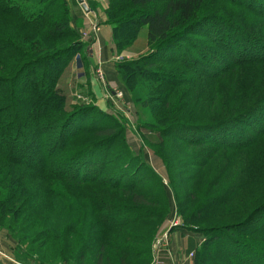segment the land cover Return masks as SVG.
<instances>
[{
  "label": "trees",
  "instance_id": "trees-1",
  "mask_svg": "<svg viewBox=\"0 0 264 264\" xmlns=\"http://www.w3.org/2000/svg\"><path fill=\"white\" fill-rule=\"evenodd\" d=\"M108 1L106 23L113 28L118 52L132 46L144 27L148 29V52L117 61L116 66L126 84L133 78L136 85L148 82L166 89L151 100L165 104L173 89L187 90L217 79L231 83L240 68L264 65V0H229L255 16L258 23L252 25L241 17L200 16L206 0ZM89 5L96 9L94 3ZM69 9L68 0H0V13L25 26L39 27L29 36V43L20 46L0 38V54L11 53L15 60L13 71L6 68L0 74V222L5 221L4 229L18 241V258L24 261L145 264L154 258L149 245L167 212L157 199L163 191L162 180L145 160L143 147L135 151L127 141L120 156L110 158L112 145L127 135L118 117L92 103L68 109L59 82L78 53L88 49L80 31L71 25ZM201 23V30L210 31L205 35L211 37V43L201 44L193 38ZM174 63L192 73L179 74L156 66ZM135 100L142 101V96ZM215 103L212 110L218 113L219 104ZM3 112L8 113L3 117ZM18 117L27 121L15 124ZM158 132L177 145L174 157L182 150L188 152L176 166L186 175L180 184L192 188L177 192L172 186V190L178 212L184 216L183 227L208 236L193 264H264V242L248 235H264V160L254 164L255 176L250 182L238 179L218 189L225 173L220 171L215 178H207L201 188L215 158L225 152L249 150L264 138V92L251 103L240 106L235 101L220 115L172 121ZM87 136L92 139H82ZM142 138L149 147V141ZM158 155L166 158L164 153ZM107 164L115 167L110 173L106 172ZM22 169L32 179L43 175L65 185L48 191L44 198L47 207L35 205L31 183L21 180L27 178ZM170 183L179 184L174 178ZM92 185L117 192L133 205H113L104 195L107 192L95 190L86 209ZM251 185L262 190L252 192ZM231 201L239 203L236 210L240 216L224 222L226 213L233 211H224ZM208 219L218 223L202 222ZM131 226L136 228L127 229Z\"/></svg>",
  "mask_w": 264,
  "mask_h": 264
},
{
  "label": "rangeland",
  "instance_id": "rangeland-1",
  "mask_svg": "<svg viewBox=\"0 0 264 264\" xmlns=\"http://www.w3.org/2000/svg\"><path fill=\"white\" fill-rule=\"evenodd\" d=\"M85 2L88 3V5L90 2L94 3L96 5V9H90L91 11H95L98 13H100V11L105 13V10L109 5L108 0H106V7L101 6L95 0H85ZM69 8L71 25L80 31L82 38L88 45V49L84 53H78L73 61H71L70 65L63 73V76L61 78L62 81L60 80L59 82V86L62 87V89L64 90L63 93L67 96V107L68 109H71V107L74 105H86L88 103L97 105L95 96L91 93L89 87H86V84H88L89 82L87 83L86 80H81V78L79 77V73L81 74L85 72L87 74L91 66V62H89L88 59H84L83 56L88 54V56L91 58L93 56V53L101 51V49H99L98 47L96 48V44L93 42V40H96V42L100 40L101 26L96 21V19L92 20L86 18L82 20L81 18H76V12L73 11V6H71L70 2ZM207 12L211 13L205 14ZM210 14H218L229 17L232 16L236 18L241 17L246 20V22L250 23V25H252L253 23H258V20H256L255 16L252 13L247 12V10H245L244 8L236 6V4H233V2L229 0H206L205 5L199 15L206 16ZM200 25L201 26H197V28L199 29L195 28V34H193V38L201 44L211 43L212 39L210 36H208L210 31L206 29L201 30L204 23H201ZM262 27L264 28L263 24ZM38 30L39 27L36 25L25 26L24 24H22V22L17 21L11 16L0 13V38L10 39L20 46L21 43H29V36L34 34L35 31ZM147 31V27H144L141 31V37L143 38H140L139 34L135 42L137 43V47H139L141 44L149 50L148 38L146 41L144 40L145 35L148 33ZM207 33L208 35L206 36L205 34ZM130 47L123 49L121 52H118L116 46L114 45L113 52H115V55L118 56L115 57L118 58L119 61L124 59H135L127 56L126 51ZM187 47L189 48L191 47V45L187 43ZM191 51L195 53L192 47ZM77 57H79L80 60ZM13 58L14 55H12L11 53L8 56L0 54V74H4L6 72V68L8 69V71L10 68L11 71H13L15 67V60ZM76 58L78 59L77 61ZM16 59L18 60L19 57L16 56ZM8 61H11V66H9ZM156 66L162 68L163 70H169L179 74L192 73L191 70L186 69L184 66H182V64L179 63H174L171 65L160 64V66ZM205 67L206 65L204 66V68ZM72 68H74V70H72ZM115 72L116 79L112 80L110 85L108 83L109 77L104 69L103 61H97L96 67L93 71V75H95L96 79L100 83H102L105 88V96L107 95V98L111 101L109 111L107 112L118 117V119L121 120V122L127 129V135L126 133L121 135L118 141L112 145V156H110V158L117 159V157L120 156L121 150H123L124 146L127 144V141L131 144L132 148L135 151H140V149L143 147L145 160L159 173L162 180L163 191L159 196H157V199H159V205L163 207V212L167 211L163 222L156 232L153 244L149 245L152 248L151 254L154 258L152 259V261H148V263L145 262V264H179L183 261L182 256L185 257L184 259H189L190 263L193 264L197 254H201L202 247L204 245L203 242L207 240L208 236L207 234L192 232L191 230H187L185 227H183L186 224L184 222V216L178 212L174 189L172 190V186H175L177 192L190 191V188H192L190 187V184L187 185L183 182L182 184H180V181H182L181 179H183L186 175H181V172H179L181 171V168L176 166L182 162V157H184L188 152L182 150L179 152V154L176 155V157H174L175 154L173 153V151L178 150L176 149L177 145L172 144V138L163 137V135H161L158 131L160 128L167 126L172 121H185L186 119L194 118L207 119L209 117L220 115L222 114V112L225 113L229 109L231 104H233L235 101L238 102L240 106L244 103H251L262 92H264V65L257 67L248 65L240 68L237 72V74L239 75V80L236 81L238 78L236 77L235 81L231 83L224 79V81H219L221 79H217L213 82H200L193 85L192 87H188L187 90L181 88L173 89L170 99L167 100L169 102L165 104L159 101L156 102L155 100H151L152 98L164 93L166 91L165 88H161V86L157 85L152 86L151 83L148 82L144 83L143 85H136L135 83L137 82L133 78L129 80V84H126L120 80L116 64ZM106 84L108 85L106 86ZM141 88L143 90H141ZM118 93H121V96L119 98L115 96ZM111 96H113V98H111ZM136 96H142V101L136 102ZM214 96L217 97L216 103L213 101ZM214 103L217 106L219 104L218 113H213L212 108L214 106ZM17 105L20 106L19 104ZM6 113L8 112H3L2 116L4 117ZM9 113L12 114V112ZM23 120L25 119H21L20 117H18L16 118L15 124L22 123ZM148 120L153 122V125H149L147 122ZM145 127L154 129L155 131ZM140 137H144L149 141V147L146 146V142L143 140V138L141 140ZM82 139L88 141L92 138L91 136H87L83 137ZM156 149L160 153H164L166 158H162L161 156H159L158 154L160 153ZM153 150H155L158 154H156ZM225 153H222L223 155L218 156L214 161L210 163L208 172H206L203 176L204 180L201 182V188L205 187V181L207 178H215V175L220 171H224L225 173L222 175V182L218 189H224V187L227 186V183H234L238 181V179L246 178L245 180H247L248 182H250V180H253L255 176L254 164L257 160H264V138L261 142H259L249 150H243L235 153ZM137 163L139 164V162ZM136 166L137 164H135V168ZM113 167L114 165L107 164L106 172L110 173V170H112ZM7 168L12 169L9 165L7 166ZM22 170L26 172L25 175L27 176V178L26 180H21L31 183L30 190L33 192L31 196L35 194L34 199L35 197H37V203L35 205L47 207V205L49 204H47V201L44 200L45 195L48 193V191L55 190L56 188L62 186L64 182L58 179L45 177L43 175L32 179L29 176V172H27V170ZM170 178H174V180L179 184L174 183V185H172L170 183ZM257 183L259 184V181H257ZM95 190L102 192L105 191V188L98 187L97 185L90 186L89 200L87 202L86 209H88L91 205V199L96 193ZM260 190L262 189L259 187L256 188L253 185H251L250 187V191L255 193ZM107 191L108 190L106 189L105 192ZM104 195L109 199V201L113 200V203H111L113 205L121 206L123 205V203H126L130 206L133 205L130 199H124L117 192H107ZM248 195L249 193L245 196ZM246 200L249 201L252 199L250 198ZM40 203H42V205ZM236 204L238 205L239 203L237 201H231L230 204H227L228 206L225 207L224 211H229L230 209L233 211L230 213H226L227 215L224 216L222 221L225 222L226 220L230 219H238V216H240V212L236 210L238 208ZM234 210L236 211L234 212ZM32 217L35 218L36 216L33 215ZM215 218L218 221L221 220L219 215H216ZM216 219L203 220L202 222H204L205 224L218 223ZM157 220H159L158 217ZM4 223L5 221L1 220V264H39L36 263L33 259L24 261L18 258V252L16 249V247L18 246V241L8 232V230L4 229ZM135 228L136 227L134 226L127 227V229L131 230H134ZM174 233H177L178 235H174ZM248 235L252 239L264 242V235H260L259 233L255 232H250L248 233ZM185 240L189 241L190 249L188 250L186 249L187 247H184ZM178 241H180V244L178 245V247L180 248L177 252L174 249V246L176 247V243ZM227 259L228 258L226 257L223 259V261L225 262L227 261ZM132 264H136L135 261L132 262Z\"/></svg>",
  "mask_w": 264,
  "mask_h": 264
},
{
  "label": "crops",
  "instance_id": "crops-1",
  "mask_svg": "<svg viewBox=\"0 0 264 264\" xmlns=\"http://www.w3.org/2000/svg\"><path fill=\"white\" fill-rule=\"evenodd\" d=\"M91 1H94V0H91ZM95 1H97L101 6L106 7V3H107L106 0H95ZM69 2L71 4V6H73V11L76 12V16H77L76 18H81L82 20H84L86 18L92 19V20L96 19V21L101 26L100 40L97 42H96V40L95 41L93 40V42L96 44V48L98 47L99 49H101V51H97V52L93 53V56L91 55L92 59L87 54V58H84V59H88L89 62H91L90 69L88 70L87 74L85 72H83L81 74L79 73V75H80L79 77L81 78V80H83V81L86 80L87 83L89 82L88 84H86V87H89L91 93L95 96V98L97 100V105L101 109H103L104 111H109L111 101L107 98V95L105 96V88L102 85V83H100L96 79L95 75H93V71H94V68L96 67L97 61H103L104 69H105V71L109 77L108 83L111 85V81L116 79L115 64L117 61H119V59L115 57L117 55H115V52H113L114 43H113V36H112V27L110 25L106 24V20H107L106 14L101 12V11H100V13L95 12V11L94 12L91 11L88 3H86V4H87L88 8L90 9V11L86 12L79 0H70ZM141 36L142 35L140 32L139 37L143 38ZM140 38H139V40H140ZM147 38H148V33L145 35L144 40L146 41ZM147 52H148V49H146V47L144 45L142 46L140 44V46L137 47L136 42L134 43V45L132 47H130L126 51L127 56H129L130 58H138L139 56H141ZM77 58L79 59V57H77ZM77 58H76V61L78 60ZM72 70H74V68H72ZM107 85L108 84H106V86ZM174 235H178V234L174 233ZM179 244H180V241H178L176 243V247L174 246V249L177 252H178V249L180 248V247H178ZM184 247H187L186 248L187 250L190 249L189 241L185 240ZM187 250H185V251H187ZM182 257H183V261L179 264H192V263H190L189 259H184L185 258L184 256H182Z\"/></svg>",
  "mask_w": 264,
  "mask_h": 264
},
{
  "label": "water",
  "instance_id": "water-1",
  "mask_svg": "<svg viewBox=\"0 0 264 264\" xmlns=\"http://www.w3.org/2000/svg\"><path fill=\"white\" fill-rule=\"evenodd\" d=\"M79 1H80V3L82 4V6H83V8L85 9V11H86V12H89L90 9L88 8V6H87L85 0H79ZM0 264H1V263H0Z\"/></svg>",
  "mask_w": 264,
  "mask_h": 264
},
{
  "label": "built area",
  "instance_id": "built-area-1",
  "mask_svg": "<svg viewBox=\"0 0 264 264\" xmlns=\"http://www.w3.org/2000/svg\"><path fill=\"white\" fill-rule=\"evenodd\" d=\"M121 93H118L117 95H115L116 97H120L121 95H120ZM111 98H113V96H111Z\"/></svg>",
  "mask_w": 264,
  "mask_h": 264
}]
</instances>
